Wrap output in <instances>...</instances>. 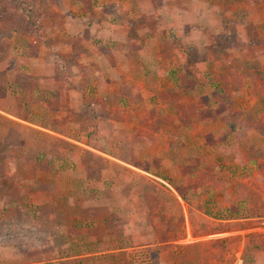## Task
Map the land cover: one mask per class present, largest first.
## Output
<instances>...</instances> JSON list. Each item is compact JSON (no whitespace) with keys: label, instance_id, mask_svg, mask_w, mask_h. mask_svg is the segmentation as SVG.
<instances>
[{"label":"crops","instance_id":"obj_1","mask_svg":"<svg viewBox=\"0 0 264 264\" xmlns=\"http://www.w3.org/2000/svg\"><path fill=\"white\" fill-rule=\"evenodd\" d=\"M87 1L68 37L27 60L33 82L8 113L56 162L28 202L81 206L54 217H70L78 239L10 247L8 264H264L247 158L264 101L250 64L264 66V0ZM253 110L254 122L242 115Z\"/></svg>","mask_w":264,"mask_h":264},{"label":"rangeland","instance_id":"obj_2","mask_svg":"<svg viewBox=\"0 0 264 264\" xmlns=\"http://www.w3.org/2000/svg\"><path fill=\"white\" fill-rule=\"evenodd\" d=\"M22 1L30 4L29 6L35 5L36 11H31V14H24L23 12L21 13L18 11V8L21 7V5H18L19 1H14L13 3L11 0L0 1V264H8V261L12 262L16 260L13 259L12 256L14 254L10 250V247H8V244L11 246L15 243L18 244L19 242L20 246L17 245V248L19 247L21 252H26L38 249L42 245L54 244L56 242V232L61 234V232H64L65 230V233L59 235L58 239V241L63 244L77 238L72 237L74 235L66 233L67 228L70 227L72 223L69 219L70 217H68L67 220L66 218H59L57 221L54 220V217L57 210H65L68 215L72 216L81 207L76 205L69 206L66 203L68 201L67 198L64 199L65 202L63 204L62 201L54 203V199H51L52 203H44L42 205L28 202L29 198H32V200L35 198L34 200L38 199L39 201V196H42L39 195L38 185L35 188H33L34 185H32V183L38 178V171H42L46 166L47 168L54 166L53 164H56V162L54 157L45 156L43 154L44 152H42L43 150L40 145L42 146L46 142H42L40 144L39 141L32 140V137L29 138L27 134H24L25 131H22V127L14 125L17 122L8 116V113L13 112V107L16 105L14 98L17 95L22 96V92L26 89L25 85L18 83V78L19 75H23L22 77L31 75L29 74L30 70L27 65V60L32 57V55L36 56L38 53L42 52L43 49L54 48L56 43L68 37L70 29L72 28L71 16L76 14V11L79 9L78 6L82 4L84 0ZM85 1L88 2L87 0ZM116 1L117 2L115 4L123 2V0ZM175 1L176 0H174V2ZM109 4L111 5L114 3ZM3 11L4 14L6 12L7 14L1 15V12ZM195 13L197 14V12ZM29 22L31 26H33V29L31 28V30H33L31 31V35L26 33L25 30ZM14 29H19L20 31L13 32ZM172 33L173 34L170 33L171 37H174L177 40L178 35L176 31L173 30ZM255 41L254 47L256 49L254 54L257 56L259 55V52L257 50L258 46L256 45H259V43L256 39ZM188 48L189 47L185 46L184 43V45L180 48V52L186 53L185 50ZM189 49V54H192L194 52V46L193 49ZM242 49L245 51L244 47ZM253 63L254 65H252V70L255 71L256 79H258H255V84L259 83L264 86V66H259L256 60L254 62H250V64ZM258 76H260V78ZM244 79L236 82L235 87L232 89H239L242 83H250V79L247 82L243 81ZM229 81L227 84L231 85V81ZM248 95L239 96L237 98L241 100L239 101L241 104L238 105V109H248L247 106L252 105L250 102L253 98L247 100ZM253 95L255 99L259 98V94L254 93ZM260 95L263 96L264 100V94L261 93ZM232 97L233 96L228 92H225L223 100L230 101ZM21 102L23 103V101ZM258 102L260 104L262 102L263 105H260L262 107L259 106L260 108L257 112L262 113L258 116L259 120H256L259 125L256 123V135L251 138V143L253 145H251V148L247 151V158L253 159L257 165L255 169L257 173L251 174L250 176L254 179L253 187L255 188V192H253V195L256 202L258 201L260 204L256 206L254 215L249 216V218H252L249 225L253 228H259L256 230V233L262 237L261 239H263L264 101H260L258 99ZM253 112L254 110L248 114L242 113V115H245L248 117V120L252 121L253 117L251 115ZM27 146H30L29 148L31 149L29 150ZM68 147L69 144L64 141L63 148L67 149ZM28 171L30 173H28ZM29 177H32V180L30 181V188L28 187L30 186V182L28 180ZM134 211L136 210L134 209ZM41 212L45 213L42 223L38 221L39 214ZM29 215H33L34 219L31 220ZM49 232L51 235L48 234ZM27 254L28 253H25V255ZM47 255V257L52 258L54 253H49ZM67 255L71 256L76 254L73 252Z\"/></svg>","mask_w":264,"mask_h":264},{"label":"trees","instance_id":"obj_3","mask_svg":"<svg viewBox=\"0 0 264 264\" xmlns=\"http://www.w3.org/2000/svg\"><path fill=\"white\" fill-rule=\"evenodd\" d=\"M1 1V0H0ZM9 1V0H8ZM14 1H16V2H18L19 1V4L18 5H21V7H19L18 8V11L19 12H23L24 14H27V13H32L31 11H36V7H35V5H31V6H29L30 4H28L27 2H25V1H22V0H11V2L13 3ZM29 9V10H28ZM4 14V11L3 12H1V15H3ZM5 14H7V12L5 13ZM4 14V15H5ZM26 18H27V16H26ZM29 25V26H28ZM28 25H27V27H26V33H28L29 35H31L32 33H31V31H33V30H31V28L33 27V26H31V24H30V22L28 23ZM33 29V28H32ZM20 30L18 29V30H16V29H14L13 30V32H19ZM23 75H19V78H18V83H20L21 85H31V83H32V81H33V78L32 77H29V76H24V77H22ZM262 77V76H261ZM262 80H263V78H262ZM234 84H235V82H233ZM220 92L222 93V96H224L225 95V92H224V89H221L220 88ZM219 92V93H220ZM257 124H258V122H257ZM257 125L255 124V127H256ZM258 128V127H257ZM239 131H237L240 135H242L244 132H245V130L246 129H250V125H247V124H243V125H241V126H239ZM254 165H256V162L254 161ZM257 166V165H256ZM17 245L18 246H20L19 245V242H18V244H12L11 246H10V244H8V247H14V248H17ZM19 248V247H18Z\"/></svg>","mask_w":264,"mask_h":264},{"label":"built area","instance_id":"obj_4","mask_svg":"<svg viewBox=\"0 0 264 264\" xmlns=\"http://www.w3.org/2000/svg\"><path fill=\"white\" fill-rule=\"evenodd\" d=\"M259 228H256V230H258Z\"/></svg>","mask_w":264,"mask_h":264}]
</instances>
